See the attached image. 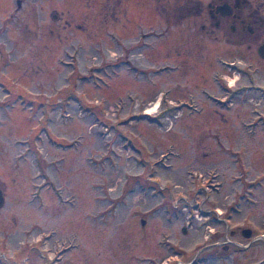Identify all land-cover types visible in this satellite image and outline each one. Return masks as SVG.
Segmentation results:
<instances>
[{"label": "rangeland", "instance_id": "rangeland-1", "mask_svg": "<svg viewBox=\"0 0 264 264\" xmlns=\"http://www.w3.org/2000/svg\"><path fill=\"white\" fill-rule=\"evenodd\" d=\"M182 3L0 0V264L264 258V58Z\"/></svg>", "mask_w": 264, "mask_h": 264}, {"label": "flooded vegetation", "instance_id": "flooded-vegetation-1", "mask_svg": "<svg viewBox=\"0 0 264 264\" xmlns=\"http://www.w3.org/2000/svg\"><path fill=\"white\" fill-rule=\"evenodd\" d=\"M190 1L183 0L176 13H181L179 9H186L187 13L202 15L206 9L207 17L199 22L200 28L209 26L214 30L225 31L227 39L247 44L254 43L257 54L258 49L264 52V0H208L204 8L201 1L195 0L193 3ZM251 233L250 230L248 237L252 239L251 241L258 240L257 244L260 247L264 246V231L260 230L252 237ZM251 245L249 241L244 250H248ZM253 264H264V258Z\"/></svg>", "mask_w": 264, "mask_h": 264}, {"label": "water", "instance_id": "water-1", "mask_svg": "<svg viewBox=\"0 0 264 264\" xmlns=\"http://www.w3.org/2000/svg\"><path fill=\"white\" fill-rule=\"evenodd\" d=\"M258 53H259V56L264 58V52H262L260 49H258ZM4 201H5V199H4L3 191L0 189V209L3 207ZM242 234H243V236L248 237L250 235V229L249 228L243 229Z\"/></svg>", "mask_w": 264, "mask_h": 264}, {"label": "bare ground", "instance_id": "bare-ground-1", "mask_svg": "<svg viewBox=\"0 0 264 264\" xmlns=\"http://www.w3.org/2000/svg\"><path fill=\"white\" fill-rule=\"evenodd\" d=\"M150 105H152V109H154L158 105V101L152 102Z\"/></svg>", "mask_w": 264, "mask_h": 264}]
</instances>
